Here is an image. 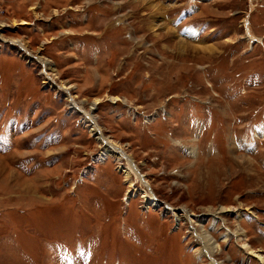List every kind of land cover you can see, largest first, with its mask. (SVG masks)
Listing matches in <instances>:
<instances>
[{"label":"rangeland","instance_id":"obj_1","mask_svg":"<svg viewBox=\"0 0 264 264\" xmlns=\"http://www.w3.org/2000/svg\"><path fill=\"white\" fill-rule=\"evenodd\" d=\"M72 101L156 205L97 160ZM257 253L264 0H0V264H264Z\"/></svg>","mask_w":264,"mask_h":264},{"label":"bare ground","instance_id":"obj_2","mask_svg":"<svg viewBox=\"0 0 264 264\" xmlns=\"http://www.w3.org/2000/svg\"><path fill=\"white\" fill-rule=\"evenodd\" d=\"M64 86H60L58 85V88H63ZM65 88V87H64ZM67 88H65L66 90ZM112 100H118V97L115 98L113 97ZM72 108H78L82 111V113L85 115V123H87L90 127V131L92 133H94L97 136V139L100 142H103V147L102 150L103 152H100L98 155L97 160H102L103 156H111L113 158H115L118 163L121 164V166L124 168V172H125V176L127 177V181L129 183V186L134 188V182L133 180H131L130 178L132 177V174L135 173L136 174V169L132 166V160L129 156H127L121 149V147H119L118 144L113 143L109 140H107L102 131L100 130V127L97 125V123L95 122V119L92 117V115L90 114V111L85 110L83 107H81L80 105L76 104L74 101H72ZM258 134H262V132L259 130ZM262 136V135H261ZM99 142V143H100ZM123 159L126 160V163L123 162ZM131 190H135L138 191L139 193L143 194V197H145L146 200H148L149 203H154V205H156V201L153 202V199H155V197H152V195H148L146 192V189H144V187H140V188H134V189H130L129 192H131ZM175 216H177V218L182 217V214H176ZM238 216H241V214H238ZM235 231V235L238 236L240 234V232L238 231V229L233 230ZM201 234V238L204 242V245L206 246V248L210 251L213 252L214 251V240H212V237L210 234L208 233H200ZM229 238V235L224 233L223 239L227 240ZM246 245V244H245ZM256 256H258V258L260 259H264L263 255L257 253Z\"/></svg>","mask_w":264,"mask_h":264}]
</instances>
